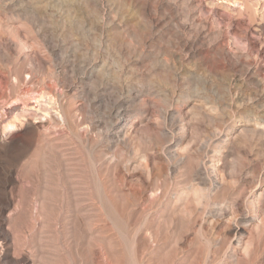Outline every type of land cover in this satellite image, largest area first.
Returning a JSON list of instances; mask_svg holds the SVG:
<instances>
[{
	"label": "rangeland",
	"instance_id": "rangeland-1",
	"mask_svg": "<svg viewBox=\"0 0 264 264\" xmlns=\"http://www.w3.org/2000/svg\"><path fill=\"white\" fill-rule=\"evenodd\" d=\"M0 264H264V0H0Z\"/></svg>",
	"mask_w": 264,
	"mask_h": 264
}]
</instances>
